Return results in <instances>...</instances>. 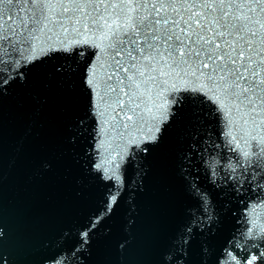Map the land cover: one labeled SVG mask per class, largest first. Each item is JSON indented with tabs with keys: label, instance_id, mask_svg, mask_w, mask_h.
Returning a JSON list of instances; mask_svg holds the SVG:
<instances>
[{
	"label": "snow or ice",
	"instance_id": "obj_1",
	"mask_svg": "<svg viewBox=\"0 0 264 264\" xmlns=\"http://www.w3.org/2000/svg\"><path fill=\"white\" fill-rule=\"evenodd\" d=\"M256 207L264 0H0V264H264Z\"/></svg>",
	"mask_w": 264,
	"mask_h": 264
},
{
	"label": "water",
	"instance_id": "obj_2",
	"mask_svg": "<svg viewBox=\"0 0 264 264\" xmlns=\"http://www.w3.org/2000/svg\"><path fill=\"white\" fill-rule=\"evenodd\" d=\"M241 211H243L242 208H241ZM253 212L255 215H257V217L264 218V207H256L255 209H253ZM118 220H119V217L117 218V227L119 226Z\"/></svg>",
	"mask_w": 264,
	"mask_h": 264
}]
</instances>
